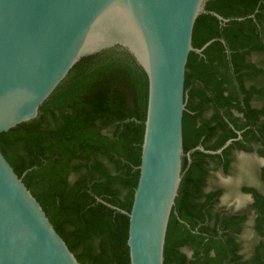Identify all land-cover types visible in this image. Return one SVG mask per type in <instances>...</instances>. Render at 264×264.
<instances>
[{"label": "trees", "instance_id": "obj_1", "mask_svg": "<svg viewBox=\"0 0 264 264\" xmlns=\"http://www.w3.org/2000/svg\"><path fill=\"white\" fill-rule=\"evenodd\" d=\"M205 9L193 45L211 43L187 63L183 177L164 264H264V165L259 186L241 187L252 196L242 208L222 204L226 188L216 184L238 152L264 159V0H207ZM145 99L144 73L117 46L79 60L35 119L0 134L3 154L82 264H131L123 211L138 179ZM230 139L220 154L187 156Z\"/></svg>", "mask_w": 264, "mask_h": 264}, {"label": "water", "instance_id": "obj_2", "mask_svg": "<svg viewBox=\"0 0 264 264\" xmlns=\"http://www.w3.org/2000/svg\"><path fill=\"white\" fill-rule=\"evenodd\" d=\"M207 0H0V134L35 119L77 62L121 47L146 79L131 264H164L183 177L186 68ZM226 23L216 12H211ZM233 139L216 150L222 153ZM0 264H82L0 148Z\"/></svg>", "mask_w": 264, "mask_h": 264}, {"label": "rangeland", "instance_id": "obj_3", "mask_svg": "<svg viewBox=\"0 0 264 264\" xmlns=\"http://www.w3.org/2000/svg\"><path fill=\"white\" fill-rule=\"evenodd\" d=\"M262 165H264V159L256 151L251 153L238 152L233 172L226 175L219 171L217 174L216 184L226 188V193L222 197V204L237 209L246 206L250 202L251 196L243 193L241 187L245 184L255 186L261 184L258 170ZM248 231L246 235L249 236Z\"/></svg>", "mask_w": 264, "mask_h": 264}, {"label": "flooded vegetation", "instance_id": "obj_4", "mask_svg": "<svg viewBox=\"0 0 264 264\" xmlns=\"http://www.w3.org/2000/svg\"><path fill=\"white\" fill-rule=\"evenodd\" d=\"M255 149H256V147H255ZM251 196V195H250ZM251 198H252V196H251Z\"/></svg>", "mask_w": 264, "mask_h": 264}]
</instances>
